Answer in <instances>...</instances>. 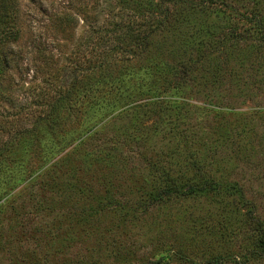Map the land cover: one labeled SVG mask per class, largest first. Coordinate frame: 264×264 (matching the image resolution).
<instances>
[{"label": "rangeland", "instance_id": "374dc122", "mask_svg": "<svg viewBox=\"0 0 264 264\" xmlns=\"http://www.w3.org/2000/svg\"><path fill=\"white\" fill-rule=\"evenodd\" d=\"M143 1L145 4L163 1V5L179 12V18L156 40L150 61H136V70L153 60H167L169 64H174L179 59L187 60L190 54L203 55L196 72L199 77L187 87L188 95L195 98L189 100L194 105L189 107L192 116L186 121L178 119L179 123L175 113L166 111L159 115L156 109L147 106L137 116L133 113L123 119L111 116L113 119H109L107 127L98 131L96 128L95 132H99L101 141L119 143L120 152L127 153L131 149L137 154L144 151L147 156L155 155L161 149L158 148L161 136L170 142L172 140L174 144L171 147L175 146L173 153L177 152L173 157H165L163 153L162 157L159 156L162 162L156 167L165 164L163 166L173 170L179 169V164L191 163L190 159L199 151L198 154L204 157L201 164L202 167L205 165L202 172L207 173L204 177L208 180L216 178L223 188L216 193L195 195L189 199L173 197L147 213L139 209L138 213L131 210L107 212L101 217L99 235L85 233V229H89L87 223L82 226L76 224L74 231L77 233L72 237L74 242L69 248H60V254L53 249L47 264H144L163 248L174 252V264H203L215 254L223 256L221 264H244L240 258L251 250L254 235L249 220L250 210H255L264 219V115H261L264 111V49L251 39L250 44L244 43L243 46L227 42L229 40L224 35L229 32L232 21L228 13L218 9L217 4L203 11L198 8L187 11L188 2L177 6L171 0ZM228 1L244 12L252 10L254 3L259 1L264 12V0ZM128 2L19 0L23 18L21 37L10 46L9 62L0 74V145L7 146L18 131L31 132L28 134L30 141L23 142L24 147L5 159L0 156V161H3L0 162L2 176L29 162L45 164L39 159V151L45 148L65 147L62 133L57 129L54 132L55 128L52 129L46 119L51 113L57 115L61 110H55L57 113L52 111V101L74 85L78 66L84 74L81 76L83 82L90 86L87 69L93 65L90 62L93 52L90 39L92 21H118L121 7L127 6ZM107 3L111 4L108 10L105 7ZM131 5L135 4L131 1ZM129 20L127 16L123 19L126 25ZM220 40H225V46H228L211 48L220 45ZM103 72L108 73L107 70ZM100 78L95 99L104 108L121 106L131 99L139 100L134 87L140 85V80L130 79L136 81L133 84L121 80L114 82L113 77L106 75ZM86 85L82 84V87ZM81 96L90 102L84 109L73 108L71 118L64 127L67 130L84 125L81 130L86 131L96 115L97 109L88 92H81ZM176 122L187 128V132L177 135V138L176 133L182 129L180 125L176 127ZM17 125L20 128L16 131ZM131 130L135 134L130 138ZM49 132L53 133L48 135L51 140H44L43 135ZM217 137L221 138L218 147L215 145ZM179 138L180 141L188 138V143L178 145ZM260 141H263L262 145ZM96 143V140L92 142L93 146ZM28 149L37 152H29ZM117 154L118 150L111 153L112 157L119 156ZM141 159L136 157L133 165L145 167ZM113 162L105 163L106 166L109 164L107 175L117 166ZM73 164L78 165L79 162L76 160ZM130 166L120 168L123 171L127 167L123 172L128 176L119 182L123 188L116 192L115 198L124 204L129 201L131 205L147 193L144 187L152 182L146 179L151 170L141 169L142 176H135ZM81 170L85 168L81 167ZM105 172L94 165L86 173L88 178L102 182ZM105 183L104 179L102 184ZM234 183L244 189L245 199L237 190L229 188ZM94 186L96 189L101 187L100 193L106 194L101 184ZM76 205L84 210L91 206H84L83 202ZM245 264H264V255Z\"/></svg>", "mask_w": 264, "mask_h": 264}, {"label": "trees", "instance_id": "16d2710c", "mask_svg": "<svg viewBox=\"0 0 264 264\" xmlns=\"http://www.w3.org/2000/svg\"><path fill=\"white\" fill-rule=\"evenodd\" d=\"M126 1L129 2L126 4L127 6L121 7L122 14L117 17L118 21L107 19L100 23L92 21L90 39L93 44V52L90 62L93 65L87 69L91 79L90 86L83 82L81 76L84 74L78 66L74 85L65 92H61L60 97L52 101L51 105L54 109L52 111L61 110L57 114L58 116L51 113L46 119L50 127L55 128L54 132L57 129L62 133V140L66 143L65 147L58 149L57 146H52L39 151L41 153L39 159L40 161L44 160L45 164L38 161L22 164L16 170L7 172L6 176H2L3 169L0 167V264H47L51 253L60 254L61 251L58 252L60 248H69L74 242L75 239L72 237L77 233L74 231V228H77L76 224L82 226L87 223L89 229H85V233L99 235L101 217L107 212L120 211L124 213L131 210L133 213H138L140 210L142 213H147L153 207L161 205L173 197L189 199L195 195L216 193L217 190L221 191L223 188L216 178L208 180L204 177L207 174L202 172L205 169V165L201 166L204 157L198 154L199 151L190 159L191 163L179 164L181 166L179 169L175 170L174 168L173 170V168L163 166L165 164L156 167V164L162 162V158L159 156L162 157L163 153L165 157H173L177 152L173 153L175 146L171 147V144H174L172 140L170 142L161 136V143L158 147L161 149L155 152V155L147 156L144 151L137 154L131 149L127 153L120 152L119 143L111 140L101 141L98 136L99 132H95L96 128L98 131L99 128L107 127L106 123L110 121L111 116L114 119H123L131 113L137 116L147 106L149 109L152 107L156 109L159 115L171 111L176 114L175 118L178 117L177 121L181 118L186 121L192 116L189 107L194 105L190 104L189 100L195 98L188 95L187 87L199 77L196 72H198L199 63H201L202 54L199 53L196 56L190 54L187 60L179 59L174 64H169L167 60H153L151 63L140 65L139 71L136 70L139 61L149 60V57H153L151 53L154 51L156 40L166 28H171L170 25L178 20L179 12L171 10L169 5H163V1L161 3L153 1L149 4H145L143 0ZM131 1L133 5L135 4L134 6L131 5ZM171 1L173 5L179 3L185 5L188 2L187 11L197 8L203 11L217 4L218 9L228 13V17L232 21L229 32L224 35V38L229 40L227 42H234L231 44L233 46H243L244 43L250 44L251 39L264 49V12L259 1H256L252 10L247 12L233 7L228 0ZM19 4V0H0V74L9 62L8 50L10 46L21 37L23 18L20 15ZM105 7L108 10L111 4L107 3ZM126 16L130 18L127 25L123 21ZM219 42L220 45H214L215 47L211 48L228 46H225V40ZM246 44L245 46H247ZM137 60L138 62H136ZM104 70H107L108 73L103 72ZM105 75L108 78L113 77L114 82L121 80L123 83L130 81L134 84L136 81L132 80H140V85L134 87L135 96L138 94L136 97L139 100L131 99L121 106L111 105L107 109L104 108L105 106H101V102L96 101L95 96L99 89L97 84L100 82V77ZM227 78L228 76L225 80ZM82 84L86 86L82 87ZM86 91L89 98L91 96L94 108L97 109L95 117L90 120L91 127L86 131L81 130L84 125L81 128L80 126L76 127L74 130L65 129L72 111L84 109L90 102L81 96V92ZM112 110L113 112L108 113ZM66 112H68L67 116L64 117ZM261 115H264V111ZM179 123L176 122V127L180 125L182 130L176 133V138L177 135L182 136L184 132H187V128H183V124ZM19 128L17 125L16 131ZM30 132L18 131L16 137L9 141L7 146L0 145V156L5 159L8 157L7 155L24 147L23 142L30 141L28 139ZM50 134L53 135L51 132L43 135V139L51 140L48 138ZM133 134L135 132L131 130L129 136ZM187 139L180 141L179 138L178 145L179 143L180 146L183 143H188ZM95 140L97 143L93 146L92 142ZM220 141L219 137L215 139L216 147ZM167 144L168 146L164 148ZM259 144L262 145L263 141H260ZM32 150L37 152V150L28 149L29 152ZM115 150H118L117 155L119 156L112 157L111 153ZM136 157L142 158L141 164L145 167L133 165L136 162ZM76 160L80 165L73 164V161ZM113 160L117 163V169L114 168L116 172L113 169V171H108L109 175H107L109 164L106 166L105 163L114 164ZM94 165H97L98 170L100 168L103 173L106 171L102 182L98 179L88 178L86 172L92 170ZM124 165H131V172L135 176H142L141 169L151 170L150 176L146 179L151 180L152 183L150 186L145 185L144 187L147 193L141 195L139 200L134 201V204L131 205L129 201L124 204L115 198L116 192L123 188V184L119 182L123 180L124 176H128L123 172L127 167L123 171L121 170ZM81 167L85 170H81ZM137 171L138 173H136ZM24 172L25 174H23ZM121 175L122 178H120ZM104 179L106 183L102 184ZM95 184H101L106 194L100 193L102 188L98 186L99 188L96 189ZM17 187L19 188L16 190ZM229 188L237 190L245 199V191L237 183ZM77 202H83L84 206H91L84 210L85 208L76 205ZM249 220L254 235L253 241L251 240V250L249 249L240 258L245 263L252 258H261L264 255V219L251 209ZM90 229L94 231L90 232ZM222 261L223 256L215 254L203 264H221ZM174 262V252L171 249L163 248L159 249L153 258H148L144 264H174Z\"/></svg>", "mask_w": 264, "mask_h": 264}]
</instances>
